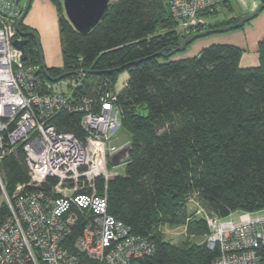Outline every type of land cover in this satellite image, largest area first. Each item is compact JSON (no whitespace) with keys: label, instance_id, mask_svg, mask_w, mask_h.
Listing matches in <instances>:
<instances>
[{"label":"trees","instance_id":"trees-1","mask_svg":"<svg viewBox=\"0 0 264 264\" xmlns=\"http://www.w3.org/2000/svg\"><path fill=\"white\" fill-rule=\"evenodd\" d=\"M50 1L63 10V0ZM217 8L201 18L210 20ZM238 21L207 22L196 33ZM179 25L168 0H115L108 16L86 35L59 13L63 65L48 67L51 77L80 72L67 78L74 81L69 92H61L73 99L116 97L120 128L130 144L124 176L107 182L108 214L153 243V253L139 264H210L218 252L207 245L206 216L264 211V39L254 68L241 67L243 51L232 45L210 46L196 57L176 60L178 48L193 34H184ZM26 53L27 63L40 66L37 45ZM125 72L128 80L117 92ZM81 121L82 114L75 112L53 119L60 132L84 139ZM0 173L10 196L29 184L22 146L0 160ZM105 184L97 181L100 194ZM7 212L3 203L0 215ZM180 226L186 239L168 241L164 228Z\"/></svg>","mask_w":264,"mask_h":264},{"label":"built area","instance_id":"built-area-1","mask_svg":"<svg viewBox=\"0 0 264 264\" xmlns=\"http://www.w3.org/2000/svg\"><path fill=\"white\" fill-rule=\"evenodd\" d=\"M168 1L190 34L207 23L203 12L228 0ZM24 9L22 0H0V160L22 146L31 172L29 184L11 196L0 173L8 209L0 215V264H139L153 243L108 214L107 182L117 175L107 159L121 127L116 97L105 93L93 102L53 92L41 67L21 61L14 46ZM60 112L82 114L84 139L57 129ZM206 219L207 245L218 252L210 264H264L263 212Z\"/></svg>","mask_w":264,"mask_h":264},{"label":"rangeland","instance_id":"rangeland-1","mask_svg":"<svg viewBox=\"0 0 264 264\" xmlns=\"http://www.w3.org/2000/svg\"><path fill=\"white\" fill-rule=\"evenodd\" d=\"M27 2L28 0H22V5L26 7ZM59 13H63L65 15L64 8L63 10H59L58 12L57 7L49 0L48 3H46L43 7H40L38 9H34L33 6V8L29 11V14L27 16L31 24L34 26L35 31L38 35L39 50L42 53L44 59L46 56L48 57L49 54L54 55L55 53L57 54L59 51V45H58L59 44V26H58ZM231 15L233 16L237 15L236 9L234 12H232ZM228 16H229L228 14L222 13V11H220V13L214 15L212 21L224 20ZM207 22H210V20L208 19ZM180 25L178 27H181ZM236 31L238 30L229 31L225 33L212 34L203 38H199L195 40L193 43H191L186 50L182 52H178V54H176L174 59L177 60L183 56H187L189 53H191V51H194L195 45L196 47H198V52H199L201 48L200 41H205V39H209L211 37L228 35L229 33ZM128 77L129 75L127 72L119 76L118 82L116 84L117 92H120L124 89ZM73 84H74L73 80L65 79L61 82L54 83L51 86L54 87L55 91L68 93L70 90V86H72ZM129 137H130L129 134L123 128H120V130L117 132L116 136L111 142L112 149L110 150L109 153L110 155L107 159V168L109 167L108 165H110V167H113L112 170L108 168V171L118 176H124L126 171L123 162L125 160L124 158L127 152L126 147H128L130 144ZM3 203H4V199L3 196L1 195L0 207ZM195 209L196 206L192 204L190 206V211L193 212ZM232 219L236 220V217H233ZM164 235L168 241H171L173 243H180L184 241L187 237L186 228H184V226H180L177 228L166 227L164 228Z\"/></svg>","mask_w":264,"mask_h":264},{"label":"water","instance_id":"water-1","mask_svg":"<svg viewBox=\"0 0 264 264\" xmlns=\"http://www.w3.org/2000/svg\"><path fill=\"white\" fill-rule=\"evenodd\" d=\"M33 0H28L24 13L17 23L16 29L19 39L14 41V46L21 52V61L25 62L28 60L26 53V37L33 36L36 41L37 49L39 50V38L35 31L32 33H23L20 29L21 25L24 24L26 17L31 10ZM113 0H63V8L67 20L74 27V29L81 34H88L95 29L101 21H103L110 12V6ZM264 11V5L259 6L252 13L245 15L239 19L236 24H232L223 28L204 30L198 33H193L188 36L182 43L181 47L178 48L177 52H182L187 47L199 38H203L212 34L225 33L229 31L242 29L247 23L255 19L261 12ZM40 67L42 73L45 75L47 81L50 83L61 82L71 76L80 75V72L65 73L58 77H51L48 72V67L45 63L42 53L40 52ZM210 249V248H209Z\"/></svg>","mask_w":264,"mask_h":264},{"label":"crops","instance_id":"crops-1","mask_svg":"<svg viewBox=\"0 0 264 264\" xmlns=\"http://www.w3.org/2000/svg\"><path fill=\"white\" fill-rule=\"evenodd\" d=\"M49 0H33L31 9L43 7ZM264 5V0H228L227 2L221 4L217 8V15L222 11V13L228 14L224 20L212 21L213 24H222L229 21L239 20L241 17L248 15L255 11L259 6ZM236 9L237 15H231ZM24 24L35 30L34 26L29 21L28 17L25 19ZM264 39V11L261 12L255 19L247 23L242 29L229 33L228 35H222L217 37H211L205 39V41H200V51L198 52V47L194 46V51H191L187 56L182 58H193L198 56L204 49L214 46V45H232L240 48L243 51V56L241 59V67L254 68L259 65V54H258V44ZM59 51L58 53L52 55L49 54L45 57V63L49 68H60L63 65L62 55H61V43L59 37ZM185 228V227H184Z\"/></svg>","mask_w":264,"mask_h":264},{"label":"flooded vegetation","instance_id":"flooded-vegetation-1","mask_svg":"<svg viewBox=\"0 0 264 264\" xmlns=\"http://www.w3.org/2000/svg\"><path fill=\"white\" fill-rule=\"evenodd\" d=\"M26 26H24V25H21V27H20V29H21V31L23 32V33H32L34 30L33 29H31V28H25ZM24 39H26L27 40V44H26V46H25V48H26V51L28 50H30V49H32L33 48V46H35L36 45V41H35V38L33 37V36H30V37H26V38H24Z\"/></svg>","mask_w":264,"mask_h":264},{"label":"bare ground","instance_id":"bare-ground-1","mask_svg":"<svg viewBox=\"0 0 264 264\" xmlns=\"http://www.w3.org/2000/svg\"><path fill=\"white\" fill-rule=\"evenodd\" d=\"M29 62V61H28ZM122 124V123H121ZM117 148V147H116Z\"/></svg>","mask_w":264,"mask_h":264}]
</instances>
